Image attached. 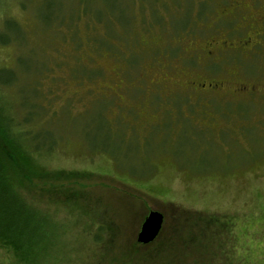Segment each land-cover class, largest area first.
Here are the masks:
<instances>
[{
  "label": "rangeland",
  "instance_id": "1",
  "mask_svg": "<svg viewBox=\"0 0 264 264\" xmlns=\"http://www.w3.org/2000/svg\"><path fill=\"white\" fill-rule=\"evenodd\" d=\"M263 9L243 22L231 0H0V70L16 77L0 103L40 104L52 149L27 195L44 264H264V49L213 67L205 48L260 42ZM195 80L223 87L194 93ZM243 84L256 93L235 95ZM190 93L221 98L207 108ZM151 211L154 253L134 246Z\"/></svg>",
  "mask_w": 264,
  "mask_h": 264
},
{
  "label": "trees",
  "instance_id": "2",
  "mask_svg": "<svg viewBox=\"0 0 264 264\" xmlns=\"http://www.w3.org/2000/svg\"><path fill=\"white\" fill-rule=\"evenodd\" d=\"M2 74L6 78H2ZM74 74L79 79L87 73L77 68ZM15 80L11 71L0 70V83L9 87L14 86ZM38 96L36 92L34 97ZM24 103L23 100L18 103L19 115L0 103V264H44L52 257L42 243L43 229L36 213L39 210L27 199L33 178L43 171L39 154L45 148L49 152L52 149L41 141L45 134L40 122V104L32 102L25 108ZM98 229L103 230L102 227ZM94 239L99 243L100 234H95ZM162 239L156 245L149 244L152 247L148 251L154 253ZM134 246L146 248L147 245L137 243Z\"/></svg>",
  "mask_w": 264,
  "mask_h": 264
},
{
  "label": "flooded vegetation",
  "instance_id": "3",
  "mask_svg": "<svg viewBox=\"0 0 264 264\" xmlns=\"http://www.w3.org/2000/svg\"><path fill=\"white\" fill-rule=\"evenodd\" d=\"M227 8V7H226ZM230 8V7H229ZM218 7H216V5L214 6V13L217 12ZM250 9V10H249ZM252 9H255V0H252L249 4L245 1V0H231V14L233 13H237L242 17V21L243 22H249L252 19V16H249L248 14L250 13V11H253ZM212 10V9H211ZM264 10V9H263ZM211 12V11H210ZM241 12H244V16L243 14H240ZM249 16V17H248ZM255 22V19L253 18V23ZM262 27H263V33L261 34H256L255 37L256 38H260V42H254L252 40V38L250 39L248 36L246 37V41H243L239 44V46L234 47V46H228L226 47L225 51H218V54L213 53L217 50L216 47V42L214 40H211L210 42L207 43V47L206 50L208 53L207 58H213L214 62L212 63L213 67H221V65H219L220 63V59L219 57L221 55H224L223 53H232V54H242V50H245V48L251 44V48L252 51L255 49H264V21L259 23ZM254 26V25H253ZM252 24L249 25V29L251 30L253 28ZM238 31V30H235ZM222 45H225V43H222ZM226 46V45H225ZM215 47V49H214ZM261 49V50H263ZM189 51L186 50V54L188 56V60L190 59L191 56H189ZM203 52V51H202ZM160 55L164 54L163 56L167 57V56H171L168 48H165L161 51H159ZM195 56H192L193 64L198 65V67H200V59H199V54L198 52H195ZM221 54V55H220ZM168 61V60H167ZM196 62V63H195ZM240 59H237V57H231L227 59V65L228 64H236L239 65ZM241 66L243 67L244 71H246L245 65L241 64ZM247 75H254V74H250L245 72ZM200 84L199 87L195 86V84ZM223 87V84L221 82L218 83H214V82H204V81H192L191 82V86L190 89L191 91H193L194 93H198V92H204V93H215L218 92L220 90V88ZM234 92L236 93L235 95L239 96V95H248L251 96L252 94L256 93V88L255 87H249L247 85H239L238 87H236V89H234ZM215 95V96H213ZM219 94H210L207 97H202L198 94H189L188 98L190 101L193 102H199V103H204L206 106H208L207 108L210 107V102L211 100H215L218 98H221L220 96H216ZM219 102V101H216ZM229 102H234V101H229ZM214 118V117H213Z\"/></svg>",
  "mask_w": 264,
  "mask_h": 264
},
{
  "label": "water",
  "instance_id": "4",
  "mask_svg": "<svg viewBox=\"0 0 264 264\" xmlns=\"http://www.w3.org/2000/svg\"><path fill=\"white\" fill-rule=\"evenodd\" d=\"M163 225V215L151 211L143 221L136 242L140 245H148L159 236Z\"/></svg>",
  "mask_w": 264,
  "mask_h": 264
}]
</instances>
